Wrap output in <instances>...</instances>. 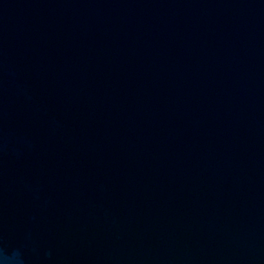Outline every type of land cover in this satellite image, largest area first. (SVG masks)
<instances>
[{
    "label": "water",
    "instance_id": "obj_1",
    "mask_svg": "<svg viewBox=\"0 0 264 264\" xmlns=\"http://www.w3.org/2000/svg\"><path fill=\"white\" fill-rule=\"evenodd\" d=\"M0 250L264 264V0H0Z\"/></svg>",
    "mask_w": 264,
    "mask_h": 264
},
{
    "label": "clouds",
    "instance_id": "obj_2",
    "mask_svg": "<svg viewBox=\"0 0 264 264\" xmlns=\"http://www.w3.org/2000/svg\"><path fill=\"white\" fill-rule=\"evenodd\" d=\"M0 262L2 264H23V257L19 250L11 252L0 250Z\"/></svg>",
    "mask_w": 264,
    "mask_h": 264
}]
</instances>
